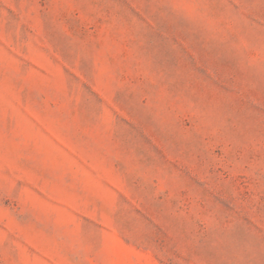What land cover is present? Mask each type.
Returning <instances> with one entry per match:
<instances>
[{
    "label": "rangeland",
    "instance_id": "1",
    "mask_svg": "<svg viewBox=\"0 0 264 264\" xmlns=\"http://www.w3.org/2000/svg\"><path fill=\"white\" fill-rule=\"evenodd\" d=\"M0 264H264V0H0Z\"/></svg>",
    "mask_w": 264,
    "mask_h": 264
}]
</instances>
